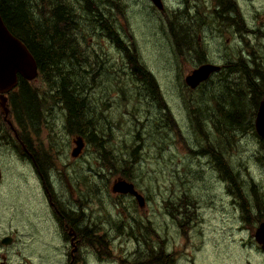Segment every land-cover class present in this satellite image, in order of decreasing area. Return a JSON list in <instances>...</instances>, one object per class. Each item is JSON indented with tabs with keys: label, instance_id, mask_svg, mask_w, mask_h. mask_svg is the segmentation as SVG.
<instances>
[{
	"label": "rangeland",
	"instance_id": "1",
	"mask_svg": "<svg viewBox=\"0 0 264 264\" xmlns=\"http://www.w3.org/2000/svg\"><path fill=\"white\" fill-rule=\"evenodd\" d=\"M251 5L253 8L255 5L264 9V0H247L246 8ZM120 8L124 17L117 16V21L123 31L127 30L128 25L133 28L136 25L142 27L135 34L139 37V46L147 47L141 52V56L157 78L159 90L158 93L155 92L156 98L153 94L143 97L142 93L133 97L126 89V101L124 97L117 95L119 90L112 82V75L103 77L95 67L89 70L91 74L81 72L84 82L91 86L86 99L93 114L92 126L97 127L101 144L90 142L87 138L88 143L82 154L74 158L72 152L76 145L73 143V136L65 139L62 128L66 130L67 120L58 108L54 110L53 117L60 128V137L56 144H52L48 129L44 125L40 126L39 131L30 127L27 131L33 138L30 145L36 157L48 160L44 175L55 206L47 207L43 196L45 189L41 188L43 183L38 180L29 162H24L22 166L16 165L15 175L19 179L31 178L33 182L26 189L21 188L22 195H16L12 191V199L3 198L4 203L11 205H6L1 220L17 218L20 220L21 229L28 235L34 238L36 234H40L41 237L32 241L33 251L48 256L54 264L59 260L61 262L58 264L66 263L68 238L67 229L64 230L57 217H66V211L73 214L76 209L84 213L88 226L93 229L92 234L85 239V253L82 255L84 261L80 264H150L154 258H142L148 247L139 245L136 239L143 229L142 222L144 225L150 223L155 231L150 230L152 240L158 245L162 243L163 249L171 254L176 264H242L247 258L253 264H258L255 260L263 253L254 241L258 224L255 225L252 215L250 222L242 219V213L236 204L237 199L229 194V185L222 182L213 163L204 159L206 156L193 153L212 150L217 143L208 142L214 141V134L219 140L224 134L219 135L213 129L211 121L204 119L205 111L196 112L197 121L192 123L187 107L207 108L209 113L214 114L209 109L208 99L204 105L197 101L189 105L184 100V90L189 92L185 86V76L190 73V63L182 61L176 46L162 32V28H166L169 21L175 16H181L178 25L180 29H185L181 37L188 40L187 44H192L191 49L194 51L199 43L196 35L192 34L195 29L203 28L202 23H198L193 13L175 15L167 11L164 14L155 9L138 8L132 0L122 1ZM253 8H249L250 15L254 12ZM104 12L114 19L112 7ZM215 22L214 20L213 23ZM145 23L152 28L151 32L144 27ZM199 40L213 58L218 57L224 62L231 61L235 67L231 71L235 75L231 78L234 76L232 80L237 83L242 77L237 59H246L250 57V53H247V57L244 54L239 55L235 50L225 47L223 41H214L212 37L200 36ZM92 43L86 50L102 54L104 44L100 41ZM106 45L107 48L116 46L110 41ZM254 52L264 64V45L255 47ZM110 55L117 58L115 54ZM120 62L121 58L118 63ZM246 68L249 71L254 70L249 61ZM42 80L34 85L46 87ZM223 85L224 83L212 81L204 88L194 90L191 96L197 99L204 91L203 94L207 97L206 93L209 92L211 99L219 97L220 102V97L230 98L227 94L231 91H226ZM234 85L233 93L242 88L238 84ZM250 103L248 98L241 100V103L233 102V108L225 105L224 108L228 112L231 109L241 112L246 110L245 122L249 126L251 121L254 124L255 117L252 116L256 112ZM211 105L217 107V102L214 101ZM165 107L172 119L165 117ZM87 118L91 119L88 116ZM199 121L201 125L198 124ZM199 126L203 132L207 131L209 139L201 134ZM229 129L232 137L228 138L231 143L228 153L233 170L242 177L241 180L246 184L243 189L252 203L254 199L250 196L253 187L251 181L264 199V163L257 161L258 157L264 155V144L253 129L244 130L245 132L242 129ZM127 163H133V175L131 170H126ZM124 174L130 176L144 195L146 206L143 209L134 204V209L128 211L126 207L132 206L130 199L114 197L115 193L111 194V185L115 183L113 181ZM4 179L5 176L1 179L2 184ZM188 189L192 198L178 196V192ZM37 190L40 191L39 197L34 196ZM1 192H4L3 187L0 188ZM188 203L198 207L188 208ZM186 214L190 220L184 224L188 219ZM191 221L196 224H190ZM104 234L111 242L115 240L111 248L104 244ZM107 239L105 238L106 241ZM98 247L99 253L96 252ZM32 261L33 264L37 263L33 258H28L25 262L18 260L15 264H32Z\"/></svg>",
	"mask_w": 264,
	"mask_h": 264
},
{
	"label": "trees",
	"instance_id": "2",
	"mask_svg": "<svg viewBox=\"0 0 264 264\" xmlns=\"http://www.w3.org/2000/svg\"><path fill=\"white\" fill-rule=\"evenodd\" d=\"M122 1L125 2V0H0L2 19L6 20L12 33L26 44L38 65V78L30 83L20 78V85L14 93H11L13 111L23 129L24 137L29 135L27 130L30 127L39 131L40 126L44 125L48 129L52 144H56L60 137V128L53 117L55 115L54 110L58 108L64 113L67 120L66 130L62 128L65 139L80 135L86 136L90 142L101 144L102 139L98 137V129L92 126L93 114L86 99L91 86L84 82V77L80 74L81 72L91 74L89 70L93 67L97 68L103 77L112 75V82L119 90L117 95L124 97V99L126 89L133 97H138L142 93L143 97L153 94V97L156 98L155 92L158 93L159 90L157 78L148 69L141 56V52L147 47L139 46V37L135 34V31L141 30L142 27L136 25L133 28L128 25L127 30L123 31L120 24H118L117 16L124 17L120 8ZM132 1L138 8L145 7L144 0ZM108 7H112L114 19L109 18L108 13L104 12ZM205 19L210 22L213 21L208 16H205ZM206 20H201L199 23H205ZM167 24L166 28H162V32L170 40H173L177 48L181 49V46L183 47L188 41L183 40L181 37L185 29H180V26L177 27V16ZM144 27L148 32L152 31L148 23H145ZM177 30H179L180 40L177 37ZM92 41H100L104 44L102 54L86 50V47L92 46ZM108 41L115 43L116 46L107 48L106 42L108 43ZM110 54H115L117 58L112 57ZM120 58L121 62L118 63ZM88 66L89 69L87 70ZM243 72L241 78H249L251 83L254 79L261 82L260 94L256 93L260 86L254 84L256 91L252 94L255 97L253 101L250 100V106L253 105L256 109L258 102L264 97V69L257 67L256 70L249 71L244 67ZM233 78L234 76L225 82H223L225 79L222 78L223 86L225 87L229 82H233ZM41 79H43V85H46V87L34 85ZM240 91L242 90H238L236 93L231 91L227 94L230 98L220 97V102H218L219 97L211 99L209 92L206 93L207 97L204 96V91H202L197 99H193L191 94L194 91L189 90L186 93L184 90V100L189 105L196 101L204 105L208 99L210 102L209 109L214 114L209 113L207 108L187 107L192 123L197 121L196 112L202 110L206 112L203 115L204 119L208 118L211 121L213 129L219 135L224 134L221 128L224 126L223 121L229 122V128L231 129H242L243 132H245L244 130H254L255 126L252 121L249 126L246 125V110L241 112L237 109H231V112H228L224 108V105L233 108V102L241 103V100L245 101L249 98L248 94H241ZM158 99H160V94ZM214 101L217 102V107L211 105ZM216 110L225 112L219 116L220 114ZM134 115H136V112ZM87 116L91 119L88 120ZM165 117L172 119L167 108ZM198 124L201 125V122L199 121ZM166 126L170 128L167 123ZM198 128L201 134L208 139L209 134L207 131L203 132L200 126ZM197 133L200 134L198 131ZM229 137H232L230 129ZM215 140H218V137H215ZM227 143L231 147L228 140ZM261 143L263 144L262 140ZM102 145L105 147L103 143ZM102 145L99 146L102 148ZM194 154L202 153L195 151ZM213 160L217 163L215 167L234 186L236 192L234 190L233 192L243 200L245 214L250 218L251 213L258 212L259 218H264L263 195L256 189L255 183L251 181L253 187L250 194L253 198H256L257 210L250 207L245 201L243 195L246 194L243 187H246V184L241 180L242 177L235 173L231 163L229 167L228 163L224 165L223 160L218 156H214ZM43 161L46 164L48 163V160ZM259 161L264 163V156ZM40 168L45 170L41 161ZM127 169L131 170L132 174L133 163H127ZM121 178L133 181L128 174H124ZM97 193L100 194L101 192ZM71 216L78 219V215L71 214ZM141 225L145 226L143 222ZM151 229L153 228L150 227ZM155 256L159 257V255ZM162 258L167 259L164 255Z\"/></svg>",
	"mask_w": 264,
	"mask_h": 264
},
{
	"label": "flooded vegetation",
	"instance_id": "3",
	"mask_svg": "<svg viewBox=\"0 0 264 264\" xmlns=\"http://www.w3.org/2000/svg\"><path fill=\"white\" fill-rule=\"evenodd\" d=\"M144 1H145L144 8L159 10L157 6H155V4L152 2V0H144ZM160 1L163 5V9L159 11H162V13L164 14L167 11L173 12L175 15L193 13V16H195V18L198 20V23L201 20H206L205 16L211 17L213 21L214 20L216 21L215 23H213V21L210 22L206 20L205 23H202L203 28L194 30L192 35L193 36L196 35L195 37L199 43V46L194 51L191 49L192 44L186 43L184 44L183 47L181 46V49H179L177 48L173 40H171L174 46H176L177 53L181 57L182 61L186 60V64L190 63V69H189L190 73L194 70L199 69L203 65L212 64L215 66H219L221 69L218 73L213 74V77L211 78L212 80L210 79L211 80L210 82L218 81L219 83H223L227 79H230L232 75H235V73L231 72L232 70L235 69L231 61L224 62L218 57L216 59L213 58L210 55V53L207 52L202 46V42H200L199 40L200 36L212 37L214 41H218V42L223 41V45L225 47L231 50H235L239 55L244 54L247 57V53L249 52L250 57L246 59L244 58L237 59L238 60L237 63L241 68L242 75L244 73L243 69L244 67H246L247 61H249L252 64L254 70H256L257 67L261 69L262 67H264V64L261 63L260 59L256 56L254 52L255 47H259L261 44L264 45V9H261L259 6H255V5L253 8V5H251L249 8L250 9L253 8L254 12L250 15L249 8H246L245 6L247 0H160ZM227 14H230L231 16H227ZM180 17L181 16H177L178 21ZM4 22L7 26L6 20ZM167 26L168 24H166V27ZM177 27L179 28L178 24ZM9 30L11 31L10 28ZM177 37L180 40L181 37H179V30H177ZM228 40L231 41L228 42ZM222 78L225 79L223 82H221ZM255 80H257V82ZM234 84L240 85L242 87L240 89L242 90L240 91L241 94L244 93L248 94L251 101H253L254 99L252 93L256 91L254 89L255 88L254 84L260 86L259 90L256 93L260 94L261 92V82L258 79H254L253 83H251L249 78L246 77L240 78L238 79L237 83L229 82L228 84H226L225 90L233 91L232 87L235 86ZM203 86L204 85L202 84L199 88H197V90L202 88ZM7 97H8L9 114L8 115L4 114L0 108V155H1L0 188L1 187L4 188V192L0 193V264H15V262H17L18 260H22L25 262L26 259L28 258H33V260L37 262L36 264H54L52 262V259H50L48 256L42 253H35L33 251L32 241L34 240V238L41 237L40 234H36V237L34 238L28 235V233H26L24 229H21L20 220L17 218L15 219L4 218L1 220L3 212L6 210V205H11L4 203L3 198L6 197L12 199V196L10 195L12 191L16 195H22L21 188L26 189L33 182V179L31 178L19 179L15 175L17 172L16 165L22 166L24 162L26 164L27 162H29V164L35 170L36 177L38 178V180L41 181V183H43V186L41 188L45 189L43 196L45 198L44 201L47 207L50 208L55 206L53 201L54 200L53 195L48 187L46 176L44 175L48 163L46 164V162H44L42 159L36 157L33 147L30 145L33 139L32 136L27 135L24 137L23 129L20 126L17 118L15 117L13 111V104L11 101L12 99L11 93L7 95ZM263 98L264 97H262L261 99ZM223 112L225 111L218 110L217 113L220 114L219 116H221V113ZM223 124H224L223 138L221 140L219 139L215 140V137L217 136L214 134V139H213L214 141L208 142L209 144L217 143L216 146L218 147L216 148L215 146L212 150L209 151L202 149L204 151L200 150L199 152L202 153L200 154V156L203 157L206 156L204 159L206 160L208 159V161L212 162L214 166L217 163L213 160V158L214 156H218L220 157V159L223 160L224 165L228 163L229 164L228 167H229L230 160H229L228 151L230 152V150L228 149V147H230V145L227 143L228 134H229V122L227 123L223 121ZM76 139L81 140L84 143V145L86 144V139H87L86 136L79 135L77 136ZM259 159L260 157L257 158V161H259ZM40 161L43 162V167L45 170H42V168H40ZM215 169L218 171L222 182H225L226 184L229 185V189H230L229 194H232L237 199L236 204L238 205L242 213V219L244 221L250 222V218L245 214L243 210L244 209L243 200L239 196H236L235 194L236 191L234 186L230 183V181L226 178V176L220 172V170H218L216 167ZM4 176L5 179H4V183L2 184L1 179ZM120 179H124V178H120ZM129 182H133V181H129ZM233 190L235 192H233ZM138 193L140 196L143 197L144 203L146 205V199L144 195L140 193L139 190ZM34 196L39 197L40 191L37 190L36 192H34ZM178 196L192 198L189 189L186 190L185 192H178ZM114 197H120V198L123 197L125 199H130L132 206L126 207L128 211L134 209V204L140 205L137 197L132 194L116 193ZM243 197L250 207L257 210L256 198H253L251 196L254 199V203H252L247 194L245 196L243 195ZM148 199H150V196L148 197ZM187 207L197 208L198 206L192 203H188ZM75 212H80V213L77 214ZM47 214L49 217L48 210H47ZM73 214L78 215V219L72 217L71 213L67 211H66V217L64 216L57 217L59 223L63 226L64 230L67 229L68 231L67 249H66L67 251L65 253L66 256L65 264H80L81 261H84L82 255L85 253L84 252L85 239L86 237H89L93 232V229H91L88 226L87 221L84 218V213L82 211L76 209ZM186 215L187 216L185 217L188 219L187 221H184V224L188 223L189 222L188 220H190L188 214ZM251 215L253 217V220H255V225L256 224L260 225L261 223L264 222L262 218H259L258 212L251 213ZM23 219L24 218L21 215V220L23 221ZM192 223L196 224L195 221H191L190 224ZM142 227L143 229L140 235L136 236L139 245L143 244L146 248L148 247L147 251L143 253L142 258L143 257L154 258V260H151L149 262L150 264H172L174 260L172 259L171 254H168V251H165V248L163 249L162 243L158 245L157 242H154L152 240V236L150 233V223H146L145 226ZM24 233H26L25 236L23 235ZM104 233L108 235V233L106 232ZM105 234L102 237H105ZM105 238L107 239V237ZM105 238H102L104 244L105 245L108 244V246L111 248L115 240L111 242L109 239H107L108 241H106ZM254 241L256 242L255 245L258 247L259 251L261 252L262 249L257 243L255 238ZM155 245H158V247H155ZM96 252L99 253V247L97 248ZM155 255H159L158 257L159 259ZM163 255L167 258L166 260L162 258ZM261 256H258V258L255 260L258 264H264V252L261 253ZM60 262L61 260H59L57 264ZM174 264H176V261L174 262ZM242 264H253V263L249 258H247L244 263L242 261Z\"/></svg>",
	"mask_w": 264,
	"mask_h": 264
},
{
	"label": "water",
	"instance_id": "4",
	"mask_svg": "<svg viewBox=\"0 0 264 264\" xmlns=\"http://www.w3.org/2000/svg\"><path fill=\"white\" fill-rule=\"evenodd\" d=\"M153 1L158 7L161 6L159 0ZM217 69L212 65H204L192 72L186 78V82L193 89L197 88ZM37 72V62L28 47L8 31L0 17V108L4 114H9L7 94L18 85L19 78L32 81L37 77ZM256 130L258 135L264 139V100L260 103L256 116ZM76 145L77 148L73 151L74 157H78L83 148L81 140L76 141ZM114 192L133 194L137 197L141 207L145 205L143 197L138 194L132 183L117 182L114 185ZM256 239L264 250V224H261L257 230Z\"/></svg>",
	"mask_w": 264,
	"mask_h": 264
},
{
	"label": "bare ground",
	"instance_id": "5",
	"mask_svg": "<svg viewBox=\"0 0 264 264\" xmlns=\"http://www.w3.org/2000/svg\"><path fill=\"white\" fill-rule=\"evenodd\" d=\"M0 17H1V15H0ZM1 19H2V17H1ZM3 20V19H2ZM198 155H200V154H198Z\"/></svg>",
	"mask_w": 264,
	"mask_h": 264
}]
</instances>
